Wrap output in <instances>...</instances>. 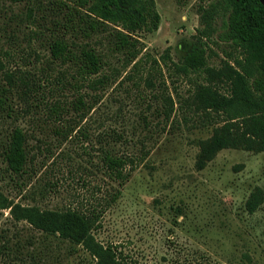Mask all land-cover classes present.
<instances>
[{
    "label": "rangeland",
    "instance_id": "374dc122",
    "mask_svg": "<svg viewBox=\"0 0 264 264\" xmlns=\"http://www.w3.org/2000/svg\"><path fill=\"white\" fill-rule=\"evenodd\" d=\"M82 1L0 0L5 69L23 71L40 85L36 95L7 90L0 100V191L42 208L99 206L104 213L95 237L144 264H264V202L254 212L246 208L257 186L264 191V151L224 148L198 169V141L220 120L192 102L207 74L160 62L169 48L173 62L181 63L201 27L199 5L215 0H154L159 27L138 33L143 57L138 69L113 50L109 27L86 28ZM226 20L217 17L216 33L207 39V64L214 69L237 54L219 36ZM59 37L76 52L93 46L101 53L102 70L83 80L73 62L53 59L50 42ZM100 76L104 83L93 80ZM1 85H7L3 71ZM221 86L226 91L227 85ZM80 96L92 106L84 118ZM170 97L174 109L167 117ZM54 101L62 110L50 115L48 104ZM15 126L27 136L29 161L21 175L3 160ZM107 146L137 160L111 205L107 201L120 186L101 163ZM92 260L82 246L0 209V264Z\"/></svg>",
    "mask_w": 264,
    "mask_h": 264
},
{
    "label": "trees",
    "instance_id": "16d2710c",
    "mask_svg": "<svg viewBox=\"0 0 264 264\" xmlns=\"http://www.w3.org/2000/svg\"><path fill=\"white\" fill-rule=\"evenodd\" d=\"M14 2L29 0H12ZM82 7L87 29L99 25L109 27V40L113 50L126 56V66L138 69L143 62L140 31H152L159 27L160 15L154 0H83ZM201 27L195 35L191 50L181 63H174L169 48L161 55L164 65L174 64L178 71H201L207 75L197 83L192 102L196 109L211 111L220 116L212 134L198 141L196 167L203 169L217 153L224 148H236L253 152L264 151V5L260 0H215L208 5H199ZM226 15L225 29L219 34L224 41L230 42L236 55L230 54L219 68L208 64L207 39L216 33L215 20ZM104 27V28H105ZM51 56L55 60L73 62L83 80L98 74L103 68L101 53L86 44L78 52L64 38L50 42ZM232 60V62H231ZM155 63L159 60L154 59ZM170 62V63H169ZM0 71H3L7 85L0 86V100L6 91L36 95L39 83L27 73L9 71L0 57ZM106 77L93 79L104 83ZM226 84V91L221 90ZM37 99V97H36ZM82 118L89 108L83 96L77 98ZM48 104V102H46ZM61 102L49 103L50 115L62 110ZM86 107V110H85ZM174 101L169 98L166 115L170 116ZM85 110V111H84ZM58 132V131H56ZM27 136L21 126H15L8 136L3 150V160L7 169L16 175L26 172L28 165ZM102 164L110 177L119 181L120 188L113 193L107 205L120 197L123 184L129 177L131 164L136 159L127 154L117 153L107 146L102 150ZM264 202V191L257 186L246 200V208L254 212ZM0 209H7L13 219L24 220L34 228L59 235L87 250L93 260L89 264H144L127 257L116 245H105L99 241L94 230L100 225L104 209L94 206L84 210L79 207L64 209L42 208L39 205H25L7 197L0 191Z\"/></svg>",
    "mask_w": 264,
    "mask_h": 264
},
{
    "label": "water",
    "instance_id": "95a60500",
    "mask_svg": "<svg viewBox=\"0 0 264 264\" xmlns=\"http://www.w3.org/2000/svg\"><path fill=\"white\" fill-rule=\"evenodd\" d=\"M261 1V3L264 5V0H260Z\"/></svg>",
    "mask_w": 264,
    "mask_h": 264
}]
</instances>
